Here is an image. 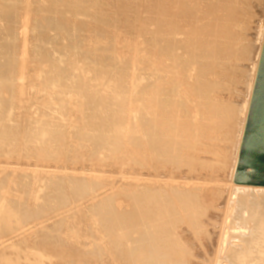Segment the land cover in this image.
Listing matches in <instances>:
<instances>
[{
	"label": "rangeland",
	"instance_id": "1",
	"mask_svg": "<svg viewBox=\"0 0 264 264\" xmlns=\"http://www.w3.org/2000/svg\"><path fill=\"white\" fill-rule=\"evenodd\" d=\"M263 33L264 0H0V129L13 125L14 129L11 126L9 130L12 136L16 135L11 137V140L14 139L12 142L10 139L7 144L0 142V264H120L123 262L120 257L125 252L123 248H127L124 237L128 228L127 231L121 228L126 222L122 223L127 218L126 212L130 211L128 191L131 188L140 191L145 184L143 178L154 182L160 180L158 186L162 188L164 185L179 187L181 184L183 187L185 180H176L180 177H194L199 182L204 180V183L209 179V189H220V193L227 191L218 194V198L214 196V201L209 203L210 208L208 204L203 207L205 221L199 217V226L203 225V228L177 225L173 230L174 240L186 241L184 245L180 244L185 248L188 260L201 264L208 262L206 259H214L217 246L213 252L212 247L214 249L216 240L219 241L220 226L230 212L231 180ZM233 108L237 113L235 119L227 115L230 110L234 111ZM3 116L7 117L5 121ZM161 118L163 123L166 119L162 127L165 135L178 146L180 141L188 143V149L183 153L188 154V160L194 157L191 162L199 161L194 164L196 170H190L192 173H186L189 172L187 168L185 174L181 168L179 172L175 163L166 166L156 162L162 166L158 165L159 168L165 167L160 174L157 173L162 169L157 170L159 168H154L152 164V168H146L153 171L145 168L139 155L143 148L138 146L143 139L142 126L146 120L152 125L155 119ZM15 123L18 132H15ZM30 131L41 133L37 138L35 135L33 143L28 136L35 132ZM46 132L49 139L45 136ZM51 132H60L63 137L52 140L48 134L51 135ZM100 132H107L104 135L107 134L108 138L118 136L122 143L111 144L122 149L114 147L119 150L114 152L110 144L106 146L109 150L105 147L100 150V146L92 142L97 135L103 136ZM24 133H30L26 135L28 140ZM178 134L183 137L178 138ZM84 135L93 137L90 139ZM201 137L204 140L200 141ZM193 148L199 150L196 152ZM109 153L112 160L111 157L108 160ZM130 160L132 167L126 163ZM138 161L142 162V166ZM205 162L215 164H206L209 170L203 169ZM224 163L226 167L223 168ZM200 165L202 170L198 168ZM170 169L173 172L177 170L179 176ZM168 170L172 172H168L169 177ZM74 174L78 179L75 180L77 183L73 180V184L79 186L71 182ZM65 176L73 187L66 183ZM172 176H176L174 180ZM60 178L61 183L57 182ZM62 182H65L64 186H70L62 187ZM154 182L152 186H155ZM48 183L54 184H50L52 188L47 190L45 185L48 186ZM87 183H92L89 186L94 188L93 191ZM122 190L128 194L122 193ZM77 191L84 193L77 195ZM43 198L48 199L46 208ZM94 203L97 205L94 206ZM106 203L117 207L108 208ZM122 204L126 207L125 215ZM9 206L11 209L13 206L15 216L5 215L4 211ZM102 206L107 208V213L100 211L104 210ZM94 210L97 214L101 212L102 219L97 218L94 212V215L91 214ZM113 211L116 215L122 212L120 214L126 218L120 214L119 217H112ZM16 212H20L19 215L24 213V216ZM104 212L110 213L109 219ZM111 217L121 220L116 222ZM106 219L108 224L113 220L111 224L114 227L116 222L119 229L105 225ZM201 220L209 225H204ZM41 226L44 230H40ZM197 229L200 233L206 232L201 234L206 238L203 237L202 242L200 236L196 237L202 245L194 238L200 235L196 233ZM45 231L49 235L46 236ZM121 232L127 233L120 238ZM207 237L212 239H209L210 244ZM50 239L55 240L56 245L51 242V246ZM117 242L120 247L125 245L117 249L118 253L115 251L119 248ZM113 244L117 247H112ZM202 246L211 250L205 252ZM119 252L123 255L120 256ZM46 253L50 254L49 257ZM39 255H43L45 260ZM116 257H119V263Z\"/></svg>",
	"mask_w": 264,
	"mask_h": 264
},
{
	"label": "bare ground",
	"instance_id": "2",
	"mask_svg": "<svg viewBox=\"0 0 264 264\" xmlns=\"http://www.w3.org/2000/svg\"><path fill=\"white\" fill-rule=\"evenodd\" d=\"M263 43H264V33H263V37H262V40H261V44H260V48H259V54H258V59H257V62H256V65H255V69H254V76H253V79H252V83H251V96H250V102H251V98H252V93H253V88H254V83H255V79H256V75H257V70H258V66H259V61H260V56H261V52H262V47H263ZM253 50V49H252ZM3 51V50H2ZM1 51V52H2ZM250 51H251V49H250ZM5 52V51H4ZM61 58V57H60ZM164 61V60H163ZM78 68H79V66H78ZM82 68V67H81ZM80 69V68H79ZM60 70H63L62 68L60 69ZM64 70H67V69H65L64 68ZM63 70V71H64ZM77 70V69H76ZM62 71V73H65V72H63ZM79 71H81V70H79ZM67 72V71H66ZM145 79V78H144ZM147 82H149V81H147ZM145 85H146V83H145ZM146 87H147V85L144 87L145 89H146ZM150 90V89H149ZM149 90H146V92H148ZM249 107H250V103H249V105H248V111H249ZM2 109V108H1ZM234 109V108H233ZM4 110H2L1 112H3ZM233 111V110H232ZM231 110L229 111V113L227 114L228 115V118H231V119H235V115L237 114L236 112H235V109H234V111L232 112ZM248 111H246V117H245V123H244V128L242 129V133H241V137H240V142H239V147H238V156H237V159H236V162H235V168H234V173H233V176H232V180H231V184H232V188H231V194H230V199H229V210H230V212H228V214H227V216H225V219L223 220L224 221V224H223V226L221 227L220 226V228H221V232L219 231V233H220V238H218L219 239V241H217L216 240V245L214 246V249H213V247H212V252L215 250V247L217 246V248H216V252L214 253V255H213V257H214V259H211V261H209V259H206V257H204L208 262H210V264H264V187H259V186H245V185H237V184H235L234 183V176H235V172H236V168H237V164H238V159H239V153H240V147H241V143H242V138H243V134H244V130H245V125H246V121H247V116H248ZM2 114V113H1ZM4 114V113H3ZM226 115V116H227ZM4 116L2 117V120H4ZM7 118V117H6ZM5 118V119H6ZM227 119V118H226ZM226 119H224V122L226 123V121H228V119L226 120ZM230 119V120H231ZM162 118L159 120V119H155V122H154V124H150V122H149V120H146V121H144V123H143V129H142V133H143V135L141 136V137H143V139L141 138V141H140V143H139V147H141V149L143 148V150L141 151L140 149V151H141V153L139 154V155H141L142 156V158H143V160H142V162H143V164L145 165V168H146V166L148 167L149 166V168L151 167L150 166V164H152V165H154V168L156 167V169L157 168H159L161 165H159V164H156V162L157 163H160V164H165L166 166H168V165H171L172 166V164H174L175 163V165H177L178 166V168L176 167V166H173V167H176L177 169H178V171H179V169L180 170H182L181 172H185V168H187L186 170H189V172H186V173H192V171L190 172V170H193V168L196 170V168H197V166H195L194 164H196L197 162H199L198 160H195V163L194 162H191L192 160H193V158L189 161L188 160V154L186 155L185 153H183V150H186V149H188V143L187 144H185V142H182V141H180V144H179V146L177 145V144H175V143H173L172 141H171V139L167 136V135H165L166 133L162 130V127H164L163 126V124H165V122H166V119L164 120V123L162 122ZM226 120V121H225ZM5 121V120H4ZM0 122H2L1 121V119H0ZM103 122V121H102ZM102 122H101V124H102ZM2 124H4L5 125V123H2ZM99 124H100V122H99ZM4 125H3V127H4ZM102 125H104L105 126V124H102ZM101 125V126H102ZM7 126V125H6ZM5 126V127H6ZM9 126V128L11 127V126H13V125H8ZM15 126H16V123H15ZM104 126H102V127H104ZM4 127V128H5ZM102 127H100V128H102ZM1 128H2V126H1ZM4 128L2 129L3 131H4ZM9 128L8 127H6V131H2L1 129V133H0V142H5L6 144H7V142L6 141H8L9 139L11 140V137H15L16 135H14V136H12V134H11V131L9 130ZM18 128H19V126H18ZM11 129V128H10ZM14 129V126L12 127V130ZM7 130H9V131H7ZM16 130V131H15ZM14 131L15 132H18L17 131V126H16V129H15ZM101 130V129H100ZM214 129L212 128V131H213ZM13 131V132H14ZM211 131V132H212ZM12 132V133H13ZM14 132V133H15ZM23 132H25V131H23ZM30 132H35V131H30ZM206 132V131H205ZM13 133V134H14ZM22 133V132H21ZM101 133V132H100ZM104 133H107V132H104ZM104 133L102 132L101 134H103V136H100V135H97L96 137H94V138H92L93 136H90L91 138H92V140H90L91 138L89 137V136H87V135H84V136H87L86 138H90L89 140V142L91 143V141L92 142H94L95 141V144L96 145H98V146H100V150H101V148L102 147H105L104 149H106V150H109V149H107L106 148V146L107 145H110L111 143L112 144H114V145H120V143H122L119 139H118V136H113V137H111L110 136V138H108V136H107V134H106V136L104 135ZM20 134V133H19ZM30 134V133H29ZM28 134V135H29ZM39 134H41V133H32V135H31V137L30 136H28L27 135V133H26V135L28 136V138H30L29 140L32 142H34V139H35V135H36V138H37V136L39 135ZM47 134V132L45 133V136L49 139V137H48V135H46ZM49 134V136H51L50 137V139H52V140H56V139H58L59 140V138H61V137H63V135H60V132H51V135H50V133H48ZM18 135V134H17ZM22 135V134H21ZM23 135H25V133L23 134ZM24 136L25 137V139H26V137L27 136ZM42 135H44V134H42ZM42 135H40V136H42ZM74 135V134H73ZM179 135V134H178ZM206 135H208V132L206 133ZM44 136V137H45ZM61 136V137H60ZM75 136V135H74ZM78 136H80L79 134H78ZM214 136V135H213ZM39 137V136H38ZM76 137H77V135H76ZM82 137V136H81ZM178 138L180 137H183V135L182 134H180L179 136H177ZM204 137V136H203ZM203 137H201V138H203ZM210 137V136H209ZM17 138V137H16ZM78 138V137H77ZM83 138V137H82ZM82 138H81V140H82ZM200 138V139H201ZM206 138H207V136H206ZM210 138H212L213 139V137H210ZM39 139V138H38ZM78 139H80V138H78ZM199 139V140H200ZM209 139V138H208ZM14 140V139H13ZM13 140H11V142L13 141ZM26 140H28V139H26ZM83 140H85V139H83ZM202 140H204V138L203 139H201L200 141H202ZM215 140V139H214ZM207 141V140H206ZM208 141H210V140H208ZM212 141V140H211ZM10 142V141H9ZM32 142V143H33ZM5 143H4V148H6L5 147ZM29 143V142H28ZM31 143V144H32ZM94 144V147L96 146ZM111 144V145H112ZM189 146H191L192 147V145H191V143L189 142ZM201 144V143H200ZM9 145V147L11 146L12 147V145L11 144H8ZM7 146V145H6ZM92 146H93V144H92ZM97 146V147H98ZM194 146V145H193ZM196 146V145H195ZM0 147H1V144H0ZM109 148L111 147V146H108ZM112 147H113V145H112ZM111 147V148H112ZM114 147H118V146H114ZM113 147V150L115 149ZM3 148V147H2ZM3 148V149H4ZM118 148H121L120 146L118 147ZM200 148H202V147H200ZM10 149V148H9ZM92 149H93V147H92ZM122 149V148H121ZM189 149H190V147H189ZM192 149V148H191ZM190 149V150H191ZM194 149V148H193ZM196 149H197V146H196ZM204 149V148H203ZM209 149V148H208ZM5 150V149H4ZM96 150H98V154H99V149H97L96 148ZM95 150V152H97ZM106 150H103V152L104 151H106ZM111 150V152H112V149H110ZM119 151L118 149H115L114 150V152L115 151ZM195 150V149H194ZM193 150V151H194ZM199 150V149H198ZM197 150V151H198ZM94 151V150H93ZM122 151V150H121ZM188 151V150H187ZM192 151V150H191ZM196 151V150H195ZM196 151V152H197ZM200 151H202V150H200ZM211 151V149L209 150V152ZM107 152V151H106ZM105 152V153H106ZM110 152V151H109ZM114 152H112L111 154H113ZM204 152H205V149H204ZM203 152V153H204ZM116 153H119V152H116ZM116 153L114 154V156L116 155ZM188 153L190 154L191 152H189L188 151ZM202 153V152H201ZM202 153V154H203ZM206 153V152H205ZM208 153V152H207ZM94 154V153H93ZM106 154H108V153H106ZM120 154V153H119ZM194 154V153H193ZM192 154V155H193ZM109 155H110V153H109ZM197 155H199V153L197 154ZM208 155V154H207ZM206 155V156H207ZM220 155V154H219ZM224 155V154H223ZM108 156V155H107ZM199 156H201V155H199ZM205 156V157H206ZM210 156V155H209ZM225 156V155H224ZM223 156V157H224ZM111 157V160H112V156L110 155L109 157H108V160H109V158ZM115 157H117V156H115ZM118 157H119V155H118ZM120 157H122V156H120ZM140 157V156H139ZM190 157H192V156H190ZM202 157L204 158V155H202ZM211 157V156H210ZM220 157H222V156H220ZM141 158V157H140ZM139 158V160H141ZM197 158V157H196ZM207 158V157H206ZM116 159V161L118 160V158H114V160ZM200 159V158H199ZM202 159V158H201ZM200 159V160H201ZM224 159H225V157H224ZM119 160H120V158H119ZM151 160H153V162H151ZM208 160V159H207ZM206 160V161H207ZM128 161V160H127ZM197 161V162H196ZM204 161V160H203ZM218 161V160H217ZM224 161V160H223ZM222 161V162H223ZM131 162V160L129 161V162H126L127 164H129ZM139 162V161H138ZM142 162H139V163H141V166H142ZM208 162V161H207ZM216 162V161H215ZM126 163H124L125 164V166H126ZM139 163L137 164L138 165V167H139ZM201 163H202V161H201ZM211 163H213V162H211ZM211 163H206L205 162V164L204 165H202V167H203V169H204V167H205V165L207 164V165H211ZM131 164H133V167H134V162L133 163H131ZM213 164H215V163H213ZM212 164V165H213ZM130 165V164H129ZM143 165V166H144ZM157 165V166H156ZM158 165H159V167H158ZM164 165V166H165ZM199 165V164H198ZM219 165V164H218ZM223 165V168L224 167H226V164L224 163V164H222ZM131 166V165H130ZM136 166V165H135ZM140 166V167H141ZM217 166V165H216ZM220 166H221V164H220ZM132 167V166H131ZM162 167V166H161ZM173 167H169V168H173ZM211 167V166H210ZM127 168H129L128 166H127ZM144 168V167H143ZM144 168V169H145ZM148 168V169H149ZM152 168V167H151ZM163 168H165V167H163ZM163 168H159V169H157V170H160V169H162L159 173H157V174H160L161 172H163ZM168 168V167H167ZM184 168V169H183ZM198 168H200L201 170H202V168H201V165L198 167ZM214 168V167H213ZM223 168H222V171H223ZM133 169V168H132ZM142 169V168H141ZM141 169H140V171H141ZM147 169V168H146ZM147 169V170H148ZM155 169V171L156 172H158L157 170ZM170 169V170H171ZM174 169V168H173ZM199 169V170H200ZM205 169H208V168H206L205 167ZM216 169V168H215ZM220 168L218 167V170H219ZM129 170V169H128ZM152 170V169H151ZM150 169H149V171H151ZM167 170V169H166ZM175 170V169H174ZM209 170V169H208ZM213 170V169H212ZM129 171H132L131 169L129 170ZM153 171V170H152ZM164 171H165V169H164ZM172 171V170H171ZM171 171H166V173L168 174V172H171ZM204 171V170H203ZM207 171V170H206ZM216 171V170H215ZM45 172V171H44ZM173 172V171H172ZM171 172V173H172ZM180 172V171H179ZM196 172H198V171H196ZM207 172H209V171H207ZM212 172V171H211ZM219 172H221L220 170L217 172V173H219ZM148 173H150V172H148ZM173 173H175V174H177V170L176 171H174ZM202 173V172H201ZM206 173V172H205ZM146 174V173H145ZM154 174H156V173H153V176H154ZM157 174H156V176H157ZM164 174V177H165V173H163ZM185 174V173H184ZM184 174H183V176H184ZM193 174H194V172H193ZM215 174V173H214ZM214 174H212V176H214ZM49 175V174H48ZM67 176V175H66ZM66 176H65V179L67 180V178H66ZM68 176H71V174H68ZM140 176H141V174H140ZM142 176H143V174H142ZM147 176H148V174H147ZM173 176H174V174H173ZM172 176V177H173ZM177 176H179V174H177ZM189 176H190V174H189ZM194 176H196V174H194ZM200 176H201V174H200ZM203 176H204V174H203ZM221 176V175H220ZM72 177V176H71ZM74 177H75V174H74ZM144 177V176H143ZM163 177V176H162ZM168 177H169V174H168ZM176 177V176H175ZM175 177H173V180L175 179ZM193 177V176H192ZM215 177H217V174H216V176ZM69 178V177H68ZM76 178V179H75ZM74 179H72V184H73V180H74V183L77 181V176L75 177ZM156 178V177H155ZM166 178V177H165ZM171 178V177H170ZM169 178V179H170ZM194 178V177H193ZM193 178H176V180H185V183L184 184H186V185H184L183 187H182V184L179 186V187H176V186H166V185H164V184H162V185H164V187L162 188V186L160 187V186H158L159 185V183L158 182H160V180L157 182H154V181H152L151 179H145V178H143V182H145V184H143L144 185V187L141 189H139L140 191H138V190H136V189H138V188H136L135 190H133V188H131L130 186V188L132 189V190H130V192L128 191V193H129V195H127V196H129L128 197V199H130V201H131V203L129 202V201H127V202H129V206L128 207H130V211H128V212H126V207L125 208H122L123 209V211H124V215H125V212L127 213L125 216L127 217H125L124 215H122V214H120V213H122V212H117V214L119 213L120 214V216L122 217H124V218H126L125 220H122V223L124 222V221H126V222H124L123 224H124V226L126 225H128L127 227H125L124 228V226L122 227V225H121V223H120V225H121V229L123 230V229H125L126 230V228H128L127 230H128V233L127 232H125V234L127 233V236H125L124 237V239H126V240H124L125 242H126V244H127V248L125 249V248H123V247H125V245L124 246H122V247H120V244H119V242H117L119 245H117V246H119V248L116 246V244H113V246L112 247H117V248H112V250L114 249L115 251H116V253H118V251H117V249L119 250L120 248L122 249H124L125 250V252H124V256L122 257L121 256V254H120V252H119V254H120V258H123V262H122V259H120L121 261L120 262H122L123 264H196V263H199V261L198 262H195V263H193V258H192V260L193 261H191L190 259L188 260V256L186 255L187 253H186V250H185V248L183 249V247L181 246V244L183 243V241H179V242H177L176 240H174V237H173V230H174V228L175 227H177V225L179 226V227H181V225L182 226H184V225H186V226H188L189 228L191 227H201V226H199V224H201L200 223V218L202 217V220H204L205 221V218L203 219V217H204V214H203V210H204V208L203 207H207V206H205V204H208L209 206H208V208H210V202H213L214 201V199H215V197L219 194H222L223 192H227V191H221L222 193H220V189H217V190H212V189H209L208 188V186H209V184L207 183L208 182V180H207V182L206 183H204V182H202V181H204V180H202V181H200V182H202V183H200L199 182V180L197 181L196 179H193ZM200 178V177H199ZM203 178H205V177H203ZM210 178V177H209ZM212 178V177H211ZM65 179H63L62 178V180H65ZM71 179V178H70ZM167 179V178H166ZM213 179V178H212ZM220 179V178H219ZM65 180V181H66ZM69 180V179H68ZM68 180H67V182L66 183H69L70 185H72L71 184V182L69 181L68 182ZM76 180V181H75ZM79 180H81V179H79ZM153 180H154V178H153ZM162 180H163V178H162ZM194 180V181H193ZM197 182H196V181ZM50 181V180H49ZM58 181H60V183H61V178H60V180H57V182ZM83 181V180H82ZM81 181V182H82ZM88 181V180H87ZM86 181V182H87ZM141 181V182H142ZM165 181V180H164ZM211 181V180H210ZM53 182V181H52ZM81 182H79L78 181V183H81ZM90 182V181H89ZM151 182V183H150ZM152 182H154V184L153 185H155V186H152L151 184H152ZM192 182V183H191ZM54 183H56V182H54ZM54 183H52V184H54ZM63 183H65V182H62V185H63ZM77 183V182H76ZM84 183V182H83ZM133 183V182H132ZM210 183V182H209ZM46 184V183H45ZM49 184V183H48ZM51 184V183H50ZM50 184L47 186V185H45V187H47V188H45V189H49L48 187H51L50 186ZM51 184V185H52ZM56 184H58V183H56ZM55 184V185H56ZM69 184H66V186H68ZM140 184H142V183H140ZM69 185V186H70ZM74 186H79L78 184H73ZM73 185H72V187H73ZM82 185H84V184H82ZM81 185V186H82ZM87 185H88V183H87ZM86 184H85V186H87ZM89 185H91L92 186V183H89ZM88 185V186H89ZM133 185H135V184H133ZM143 185H140V186H143ZM56 186H61V184L60 185H56ZM56 186H54V187H56ZM66 186H62V187H66ZM85 186H83V187H85ZM94 186V185H93ZM139 186V185H138ZM61 187V188H62ZM90 187V186H89ZM134 187V186H133ZM167 187V188H166ZM52 188V187H51ZM50 188V189H51ZM60 188V189H61ZM68 188V187H67ZM66 188V189H67ZM80 188V187H79ZM86 188H88V187H86ZM128 188V187H127ZM56 189H58V187L56 188ZM69 189V188H68ZM68 189H67V191H68ZM76 189V188H75ZM78 189V188H77ZM81 189H82V187H81ZM81 189H78L79 191H81ZM84 189V188H83ZM92 189H94V188H92ZM91 189V187H90V190H92ZM123 189V188H122ZM44 190V189H43ZM46 190V192H48ZM52 190V189H51ZM50 190V191H51ZM128 190V189H127ZM223 190V189H222ZM224 190H225V188H224ZM53 191H54V189H53ZM57 191V190H56ZM61 191V190H60ZM72 191H74V190H72ZM79 191H77V195H78V193H80ZM83 191V190H82ZM93 191V190H92ZM124 191H126V189L124 190ZM42 192V191H41ZM61 192H64V191H61ZM71 192V191H70ZM84 192H86V190L84 191ZM84 192H82V193H84ZM89 192V191H88ZM122 193H127V192H123V190L121 191ZM229 192V191H228ZM58 193V192H57ZM56 193V196L58 195ZM72 193V192H71ZM82 193H80L81 195H83ZM90 193V192H89ZM122 193H120L121 195H122ZM127 193V194H128ZM70 194V193H69ZM115 194V193H114ZM117 194V193H116ZM42 195H43V193H42ZM45 195V194H44ZM59 195H60V197H61V194L59 193ZM66 195V194H65ZM64 195V193H63V196L64 197H66ZM68 195V194H67ZM76 195V196H77ZM111 195V194H110ZM109 195V196H110ZM224 195V194H223ZM222 195V196H223ZM47 196V195H46ZM46 196H45V198H46ZM48 196H49V192H48ZM74 196V195H73ZM90 196H92V195H90ZM100 196V195H99ZM108 196V195H107ZM215 196V197H214ZM227 197H228V195H226ZM42 197V196H41ZM44 197V196H43ZM59 197V196H58ZM59 197V198H60ZM63 197V198H64ZM68 197V196H67ZM69 197H71V196H69ZM84 197V196H83ZM86 197V196H85ZM101 197V196H100ZM118 197H120L119 196V194H118ZM124 197V195H122V197L121 198H123ZM225 197V196H224ZM49 198V197H48ZM59 198L57 199V200H59ZM77 198V197H76ZM116 198V197H115ZM125 198H127V197H125ZM124 198V199H125ZM217 198H218V196H217ZM222 197H220V199H221ZM44 199V198H43ZM94 199V198H93ZM95 199H96V197H95ZM111 199V197H109V200ZM117 200H118V198H116ZM123 199V200H124ZM227 199V198H226ZM45 200V199H44ZM63 200V199H62ZM71 200V199H70ZM100 200H101V198H100ZM113 200V199H112ZM125 200H127V199H125ZM46 201V200H45ZM44 201V202H45ZM47 201H48V199H47ZM47 201H46V206H45V208L48 206V203H47ZM61 201V200H60ZM84 201V200H83ZM90 201V200H89ZM93 201V200H92ZM103 201V200H102ZM101 201V202H102ZM107 201V200H106ZM106 201H104L103 203H105ZM218 201H219V199H218ZM223 201H224V199H223ZM225 201H227V200H225ZM63 202V201H62ZM67 202V201H66ZM94 202V201H93ZM98 202V201H97ZM96 202V203H97ZM100 202V201H99ZM108 202H110V201H108ZM112 202H115V201H112ZM222 202V201H221ZM57 203H59V202H57ZM103 203H101V204H103ZM219 203V202H218ZM226 203V202H225ZM99 205H101L100 203H98ZM107 205L109 204V203H106ZM124 204H126V201H124ZM128 204V203H127ZM126 204V205H127ZM212 204V203H211ZM221 204V203H220ZM227 204V203H226ZM50 205V204H49ZM94 206H96L95 205V203L93 204ZM98 205V206H99ZM107 205H105V206H107ZM113 205H115V204H112L111 206H107L108 208H111ZM213 205V204H212ZM11 206V205H10ZM9 206V207H10ZM80 206H82V205H80ZM79 206V207H80ZM84 206V205H83ZM87 206V205H86ZM97 206V207H98ZM104 206V205H103ZM102 206V207H103ZM104 206V207H105ZM116 206V205H115ZM216 206V205H215ZM217 206H219V205H217ZM228 206V205H227ZM9 207L7 208L8 210L7 211H4V212H6V216L7 217H10V216H15V214H14V211L12 210L13 209V206H12V209H11V207H10V209H9ZM104 207H103V209H104ZM117 207V206H116ZM220 207V206H219ZM83 208V207H82ZM90 210H92L93 209V207L91 208V207H88ZM99 208H100V206H99ZM98 208V209H99ZM207 208V209H208ZM218 208V207H217ZM85 209V208H84ZM86 209H87V207H86ZM96 209V208H95ZM113 209V208H112ZM115 209V208H114ZM113 209V210H114ZM118 209V208H117ZM121 209V210H122ZM129 208H127V210H128ZM216 209V208H215ZM97 210V209H96ZM211 210V209H210ZM214 210V209H213ZM86 211V210H85ZM89 210H87V212H88ZM99 211V210H98ZM101 212H103V211H106V213H107V208H105L104 210H100ZM114 211H116V210H114ZM113 211V215H112V217L113 216H118V215H116V213ZM217 211H219L218 209H217ZM216 211V212H217ZM92 212H94V214L96 215L97 214V212L95 213V210L94 211H91V214H92ZM101 212H99L100 214H97V218H99L100 216H101ZM109 212V211H108ZM111 212V211H110ZM206 212V211H205ZM216 212H215V214H216ZM17 213V212H16ZM105 213V212H104ZM103 213V214H104ZM105 213V215H107V218L109 219V214H106ZM115 213V214H114ZM208 213L209 214H212V213H210L209 211H208ZM18 214V213H17ZM16 214V215H17ZM19 214H20V212H19ZM18 214V215H19ZM22 214V213H21ZM88 214V213H87ZM94 214H92V215H94ZM103 214H102V216H103ZM202 215V216H201ZM19 216H24V213H23V215H19ZM99 216V217H98ZM105 216H103V218H104ZM110 218V219H113V218ZM119 217V216H118ZM200 217V218H199ZM206 217H207V215H206ZM25 218V217H24ZM101 219H102V217H100ZM114 218H116V217H114ZM210 218V217H209ZM209 218H208V220H209ZM217 218V217H216ZM220 218V217H219ZM224 218V217H223ZM108 219H106V222H104V224L105 223H107V220ZM118 219L119 218H116L114 221H118ZM123 219V218H122ZM212 219V218H211ZM222 219V218H221ZM100 220V219H99ZM113 220H110V224H105V225H108V227L111 225L112 226V224L114 223V221ZM119 220H121V218L119 219ZM202 220H201V222H202ZM207 220V219H206ZM103 221H105L104 219H103ZM113 221V222H112ZM199 221V222H198ZM210 222H214V220L213 221H211V220H209ZM209 221H206V222H209ZM220 221V220H219ZM223 221H222V223H223ZM19 222V221H18ZM115 222V225H116V227H114V226H112V228H118L117 227V223ZM121 222V221H120ZM45 223V222H44ZM112 223V224H111ZM203 224H204V222H202ZM216 223H217V221H216ZM19 224H20V222H19ZM119 224V223H118ZM212 224H215V223H212ZM212 224H211V226H212ZM204 225H209V224H204ZM216 226V225H215ZM185 227V226H184ZM204 226L202 225V227L201 228H203ZM208 228L210 227V226H207ZM41 228H42V226H41ZM46 228V227H45ZM48 228V227H47ZM46 228V229H47ZM206 228V227H205ZM40 229V228H39ZM107 229V228H106ZM109 229V228H108ZM107 229V230H108ZM119 229V228H118ZM182 229H184V228H182ZM216 229H218V230H220L219 228H217L216 227ZM40 230H44L43 228L42 229H40ZM50 230V228L48 229V231ZM109 230H111V229H109ZM108 230V231H109ZM113 230V229H112ZM111 230V231H112ZM122 230H118V232L119 231H122ZM124 230V231H125ZM126 230V231H127ZM194 230H196V228H194ZM193 230V231H194ZM198 230V229H197ZM199 230H200V228H199ZM198 230V231H199ZM204 230V229H203ZM208 230V229H207ZM213 230H215V229H213ZM115 231V230H114ZM124 231H122V232H124ZM186 231V230H185ZM189 232H190V229L188 230ZM196 232V233H200V231L199 232ZM40 232V231H39ZM47 231H45V235L46 234H48L49 235V232H51V230L48 232V233H46ZM120 233V238H121V236L122 235H125V234H123V233ZM181 232H183L184 233V231H181ZM181 232H180V234H181ZM204 232H205V230H204ZM204 232H202L203 234H205ZM213 232H216V231H213ZM179 233V231L177 232V234ZM193 233H195V232H193ZM202 233H200V235H198V234H194V235H198V236H193L194 238H196V237H201V234ZM218 233V234H219ZM217 234V235H218ZM25 235V234H24ZM23 235V236H24ZM53 235V234H52ZM175 235H176V232H175ZM184 235V234H183ZM183 235H181L182 236V239L184 238L183 237ZM214 235V234H213ZM213 235H211V236H213ZM25 236H27V234L25 235ZM47 236V235H46ZM207 236H208V233H207ZM49 237V236H48ZM56 237V236H55ZM176 237V236H175ZM204 236H202L201 237V239H199V240H201V242H202V240H204V239H202ZM15 238V237H14ZM17 238V237H16ZM18 238H19V236H18ZM49 238H51V237H49ZM52 238H54V237H52ZM185 238L187 239H189V237H186L185 236ZM205 238V237H204ZM208 238V240L210 239V237H207ZM211 238H213V237H211ZM20 239H22V238H20ZM20 239H19V241H20ZM24 239V238H23ZM22 239V240H23ZM56 239V238H55ZM58 239V238H57ZM116 239V241H118L117 240V237L115 238ZM118 239H119V237H118ZM176 239H178V238H176ZM180 239V238H179ZM197 238L195 239L196 241H199ZM206 239V238H205ZM216 239V238H215ZM215 239H214V241H215ZM48 240V239H47ZM47 240H46V242H47ZM50 240H52V239H50ZM49 240V242H50V245H51V242H52V245H53V243L56 245V243H55V240H52V241H50ZM120 240V239H119ZM191 240H193L192 238H191ZM190 240V241H191ZM210 240H212V239H210ZM210 240H209V244H210ZM9 241H11V240H9ZM116 241H114V242H116ZM122 241V243H123V239L121 240ZM196 241H195V243H196ZM207 241V240H206ZM17 242H18V240H17ZM124 242V243H125ZM180 242H181V244H180ZM186 241L184 240V243H185ZM200 242V241H199ZM198 242V243H199ZM200 242V243H201ZM218 242V243H217ZM58 243H59V241H58ZM184 243H183V245H184ZM204 243V242H203ZM212 243V242H211ZM10 244V243H9ZM187 244V243H186ZM189 244V243H188ZM218 244V245H217ZM13 245V244H12ZM51 245V246H52ZM191 245V244H190ZM199 245V244H198ZM201 245H202V243H201ZM206 245V244H205ZM212 245V244H211ZM211 245L209 246L210 248H211ZM187 246V245H186ZM186 246H184V247H186ZM192 246H193V244H192ZM195 246V245H194ZM203 246H204V244H203ZM202 246V249H204V251L206 252V250H211V249H206L205 250V248ZM207 246V245H206ZM205 246V247H206ZM2 247V246H1ZM8 248V247H7ZM58 249L60 248V243H59V247H57ZM186 248H188V247H186ZM191 248H193V247H191ZM195 248V247H194ZM200 248V247H199ZM199 248H197V249H199ZM3 249V248H2ZM9 249V248H8ZM12 249H14V248H12ZM189 250H190V248H188ZM197 249H195V251H197ZM10 250V249H9ZM55 250H56V248H55ZM113 250V251H114ZM123 250V251H124ZM185 250V251H184ZM3 251H4V249H3ZM13 251V250H12ZM120 251H122V250H120ZM188 251V250H187ZM191 251V250H190ZM189 251V252H190ZM195 251H194V253H195ZM201 251V250H200ZM9 252V251H8ZM15 252V251H14ZM58 253V252H57ZM186 253V254H185ZM198 254H199V252H197ZM16 254V253H15ZM43 254V253H42ZM60 254V253H59ZM112 254V253H111ZM114 254H115V252H114ZM192 254H193V250H192ZM196 254V253H195ZM212 254V253H211ZM44 255V254H43ZM43 255L41 256V255H39V256H41L43 259H44V257H43ZM46 255H47V253H46ZM50 255V254H49ZM49 255H47V257H49ZM53 255V254H52ZM113 255V254H112ZM111 255V256H112ZM118 255V254H117ZM116 255V256H117ZM123 255V254H122ZM189 255H191V253H189ZM210 255V254H209ZM21 256V255H20ZM35 256V255H34ZM198 256H200V255H198ZM206 256H208V255H206ZM8 257V256H7ZM16 257V256H15ZM63 257V256H62ZM62 257H59V258H62ZM114 257V256H113ZM119 257L117 258L118 259V263H119ZM191 257H195V256H192L191 255ZM191 257H189V258H191ZM9 258V257H8ZM34 258H36V257H34ZM52 258H53V256H52ZM197 258V257H196ZM201 258V257H200ZM204 258H203V260H204ZM208 258V257H207ZM211 258V257H210ZM15 259H17L18 260V257H16ZM24 259V258H23ZM25 260H26V257H25ZM30 260H31V258H30ZM33 260V259H32ZM45 260V259H44ZM43 260V261H44ZM53 260V259H52ZM59 260H61V259H59ZM58 260V261H59ZM69 260V259H68ZM113 260H115V258L113 259ZM199 260V259H198ZM202 260V259H201ZM200 260V261H201ZM20 261V260H19ZM18 261V262H19ZM48 261H49V259H48ZM64 261V260H63ZM109 261H110V259H109ZM196 261H197V259H196ZM12 262V261H11ZM10 262V263H11ZM15 262V261H14ZM13 262V263H14ZM21 262H23V261H21ZM27 262V261H26ZM29 262V261H28ZM32 262V261H31ZM39 261H37V263H38ZM46 262H47V259H46ZM72 262V261H71ZM76 262V261H75ZM204 262V261H203ZM208 262H206L207 264H208ZM24 263V262H23ZM34 262H32V264H33ZM68 264H69V262H67ZM79 263V262H78ZM117 263V262H116ZM116 263H114V264H116ZM122 263H120V264H122ZM201 263V262H200ZM205 263V262H204ZM204 263H201V264H204ZM205 263V264H206ZM27 264V263H26ZM30 264V263H29ZM39 264H41L40 262H39ZM46 264V263H45ZM59 264V263H58ZM65 264V263H64ZM71 264V263H70ZM73 264V263H72Z\"/></svg>",
	"mask_w": 264,
	"mask_h": 264
},
{
	"label": "water",
	"instance_id": "3",
	"mask_svg": "<svg viewBox=\"0 0 264 264\" xmlns=\"http://www.w3.org/2000/svg\"><path fill=\"white\" fill-rule=\"evenodd\" d=\"M234 183L264 187V43L240 147Z\"/></svg>",
	"mask_w": 264,
	"mask_h": 264
}]
</instances>
